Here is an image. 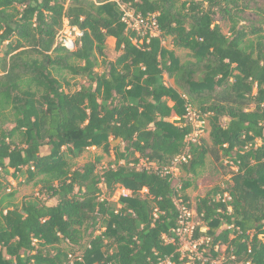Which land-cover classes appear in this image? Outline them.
<instances>
[{
	"label": "trees",
	"instance_id": "1",
	"mask_svg": "<svg viewBox=\"0 0 264 264\" xmlns=\"http://www.w3.org/2000/svg\"><path fill=\"white\" fill-rule=\"evenodd\" d=\"M118 1L157 14L161 36L127 31L115 0H0V264H201L166 241L180 212L163 169L184 152L188 106L208 115L209 136L182 171L197 176L208 156L235 168L197 203L209 226L197 236L211 238L207 256L224 243L226 258L264 264V3ZM65 21L84 33L75 51L57 42ZM108 38L120 55L99 74ZM64 73L88 84L68 92ZM111 140L120 142L114 167L97 174L98 158L74 168L89 148L109 153ZM23 169L46 202L18 205L4 194L10 170ZM118 186L131 195L114 202ZM82 245L73 258L69 247Z\"/></svg>",
	"mask_w": 264,
	"mask_h": 264
},
{
	"label": "rangeland",
	"instance_id": "2",
	"mask_svg": "<svg viewBox=\"0 0 264 264\" xmlns=\"http://www.w3.org/2000/svg\"><path fill=\"white\" fill-rule=\"evenodd\" d=\"M113 1V0H112ZM258 2H263L264 0H254ZM240 7H243L242 0L239 1ZM250 14V17L254 18L252 13ZM245 21H241V24H245ZM223 30L225 33H228L230 24L227 22H220ZM165 46H167L169 49H173L171 45V40L168 39V41H165ZM5 49V48H4ZM3 49V50H4ZM176 54L178 56H181L182 58H187V52L183 50H175ZM120 55V52L117 51L116 48V39L115 38H108L106 41V49L103 57L98 56V66L96 68V72L101 74L102 72L107 70L106 63L110 61H115L117 57ZM1 56H3V52L1 53ZM75 63L84 65L82 62L75 61ZM64 77L67 79V82L69 83V86L66 87V90L68 92H75L76 90H79L81 86L87 85L88 81L85 78L82 77H75L71 74L64 73ZM168 84H171V80H166ZM12 112H16L14 109ZM227 121L224 120V124ZM8 128H12V125H9ZM209 136V129L207 130V133L205 135V141L208 140ZM120 142L119 141H113L111 140V150L109 153H105L103 149H98L95 147L89 148L88 150L84 151L81 155L74 158L72 160V163L74 165V168H81L85 164L89 162H95L98 158H100V162L97 164V174H103V172L110 168L115 166V162L117 159V150L119 149ZM123 147L121 146V149ZM49 151L44 148L42 150L43 154L48 153ZM120 164H123L120 163ZM139 169L143 168H157L155 164H149L144 161H141L139 166ZM235 168L228 167V164L226 160H221L219 162H216L213 158L210 156L206 159V164L202 170H200V173L195 176L193 174H186L182 171L181 168H179L177 171L174 172V185L178 190V200L186 202L189 206L193 208H197V203L199 200L204 197L207 193L213 192L216 188L223 189L225 188V182H227L230 177L232 176V171H234ZM7 180V187L4 191V194H14L12 201L15 204L22 205L25 202H46L48 196L44 191L41 190V185H35V182L27 183L28 175L25 172V169H23L19 174L12 173L11 170L9 174L6 176ZM40 180V179H39ZM185 182H189L191 186L185 191L182 192V187L184 186ZM100 188L103 192H105V188L103 185H100ZM124 188L122 186H118V189L114 192L113 196L111 197V200L114 202H118L119 198L123 195ZM106 193V192H105ZM187 195L189 197V200L186 201L184 196ZM120 207V206H119ZM195 224L198 226L199 230L201 232L207 233L209 231V226L206 222H204L201 219V216L198 218H195ZM101 224H98L97 229H99ZM227 227L223 225L218 231L217 235H219L223 230H225ZM92 229L88 231L87 234H90ZM96 234H99V231H96ZM211 239V238H210ZM87 242V239L85 241V244ZM84 244V242H82ZM67 244H63V247H66ZM223 250L226 249L227 244L223 243ZM84 245L81 247H69V251L72 253V257H78L81 256L83 253Z\"/></svg>",
	"mask_w": 264,
	"mask_h": 264
},
{
	"label": "built area",
	"instance_id": "3",
	"mask_svg": "<svg viewBox=\"0 0 264 264\" xmlns=\"http://www.w3.org/2000/svg\"><path fill=\"white\" fill-rule=\"evenodd\" d=\"M119 3L122 10V22L126 25L127 31L136 33L141 37V41L144 39H150L154 37H160L161 31L157 21V14L143 16L136 12L131 4ZM84 33L76 26H71L65 21L63 28L57 35V42L70 51H75L79 44L80 39ZM149 41V40H148ZM136 42V41H135ZM165 45V41H162ZM208 115L201 113L192 106L187 108V124L191 127V132L185 139L184 152L175 157L171 165L164 168L165 174H171L174 176V172L177 171L183 164H186L191 159V150L193 147L200 145L205 138L207 130L209 129ZM155 170L158 169L154 168ZM122 196H130L131 192L124 189ZM220 198V196H219ZM225 200L229 199L228 195H223ZM175 204L179 209L180 216L178 221V227L174 230V236L172 238H166L167 243H178V252L182 258H187L190 262H200L201 264H243L236 261L235 257L226 258L223 245L215 246L214 250L220 253V256L213 258L207 256L209 252V245L211 239L207 236H197L198 226L195 224V218L199 217L197 209L189 206L186 202L179 201L178 197L175 199ZM158 264H172L169 258L159 261ZM249 264V263H246Z\"/></svg>",
	"mask_w": 264,
	"mask_h": 264
},
{
	"label": "crops",
	"instance_id": "4",
	"mask_svg": "<svg viewBox=\"0 0 264 264\" xmlns=\"http://www.w3.org/2000/svg\"><path fill=\"white\" fill-rule=\"evenodd\" d=\"M26 170V169H25ZM11 172L13 173L14 171L13 170H11ZM17 174H19V173H17Z\"/></svg>",
	"mask_w": 264,
	"mask_h": 264
}]
</instances>
